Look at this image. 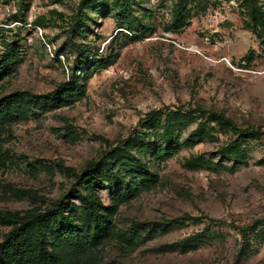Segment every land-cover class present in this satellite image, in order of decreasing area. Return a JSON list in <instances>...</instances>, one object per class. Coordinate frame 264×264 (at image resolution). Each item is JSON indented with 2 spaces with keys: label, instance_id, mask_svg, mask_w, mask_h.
Masks as SVG:
<instances>
[{
  "label": "rangeland",
  "instance_id": "1",
  "mask_svg": "<svg viewBox=\"0 0 264 264\" xmlns=\"http://www.w3.org/2000/svg\"><path fill=\"white\" fill-rule=\"evenodd\" d=\"M114 1L99 0L94 12L82 0H0V55L19 56L0 79V99L17 93L33 108L0 137V211H43L68 195L77 225V176L79 191L91 182L105 208L135 182L88 264H264V0H184L178 21L179 0ZM79 18L86 32L73 35ZM73 44L90 52L85 67ZM83 69L82 98L45 101ZM153 112L156 126L146 129ZM175 114L167 144L160 136ZM133 139L135 161L113 171L129 175L107 186L91 166ZM146 143L167 150L151 157L139 149ZM193 159L203 163L193 168ZM146 170L154 183L138 175ZM9 230L0 225V242Z\"/></svg>",
  "mask_w": 264,
  "mask_h": 264
},
{
  "label": "trees",
  "instance_id": "2",
  "mask_svg": "<svg viewBox=\"0 0 264 264\" xmlns=\"http://www.w3.org/2000/svg\"><path fill=\"white\" fill-rule=\"evenodd\" d=\"M99 0H82V8L90 6L94 12H99L103 9L98 2ZM117 4L120 0H115ZM184 0H179L175 4L174 12L177 21L181 13L185 11ZM130 8L127 3L125 8ZM184 9V10H183ZM255 20L263 23L262 17L252 12ZM181 23L180 26L183 25ZM263 25V24H262ZM87 29V23L79 18L76 24L71 29V34L84 33ZM76 54H82L84 62L81 67H85L90 56V52L83 49L78 44L72 45ZM86 52V55L83 53ZM19 56L17 51L6 50L0 55V79L8 74L11 66L18 63ZM110 62L103 65L91 64V69L106 68ZM86 69L80 71L79 75L73 74L69 82L63 88L58 89L52 93L45 101H53L58 104H65L69 101L78 100L84 95V87L80 86L82 80L80 76L84 74ZM88 75V76H87ZM86 76L89 77V74ZM84 77V76H83ZM51 97V98H50ZM33 114L31 104L24 100L20 94H12L0 99V137L5 133L8 125L17 121L26 120ZM155 116H160L159 113L153 112L147 116L143 126L150 129L156 126L154 122ZM179 115L175 114L172 121L165 123V130L160 136L162 142L171 144L174 140V128L177 126ZM211 119L215 122L224 125H230L229 120L221 115L211 114ZM201 127V126H200ZM199 127V128H200ZM197 129L191 136L195 138L200 136L201 129ZM133 140H127L122 145V148L114 149L102 161L93 165L92 171H97L100 181L107 184L109 187L119 185L125 177L129 174L121 176L120 172L113 173L119 164L129 162L130 158L135 161L132 156L130 148L133 147ZM141 153L149 154L151 157L160 156L163 151L161 146L153 144H144L139 148ZM165 149L164 151H166ZM163 151V152H164ZM223 154L231 155L235 160L242 161L243 156L234 148L224 149ZM8 158L5 152L0 148V172L6 168ZM139 161H136V164ZM203 163L199 160L193 159L188 165H193V168L200 167L196 164ZM60 167V166H58ZM134 169H139L134 167ZM69 171V170H67ZM137 173V172H136ZM138 175L142 178L148 179L149 183H154L156 178L149 171L139 172ZM81 176L76 177V184L71 188L70 196L76 199L80 204V213L78 215L79 222L74 225L73 215L69 213L73 207L69 201L70 197L67 195L56 204L50 205L45 210L40 208H33L24 212L15 213L8 211H0V225L10 228L8 233L3 236L0 242V264H88L95 252L107 239L114 234V229L111 227L110 217L114 213L116 207L133 197L137 193V184L131 182L126 189L118 191L112 199L110 208H105L100 202L97 193L94 192L92 183L85 185L84 190L79 191L82 185ZM19 196H25L35 199V195L31 191H16Z\"/></svg>",
  "mask_w": 264,
  "mask_h": 264
}]
</instances>
